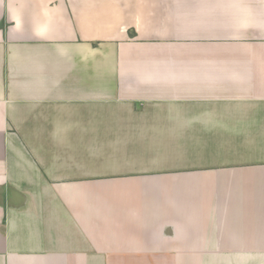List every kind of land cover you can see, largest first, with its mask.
<instances>
[{"label":"crops","instance_id":"0c3cea01","mask_svg":"<svg viewBox=\"0 0 264 264\" xmlns=\"http://www.w3.org/2000/svg\"><path fill=\"white\" fill-rule=\"evenodd\" d=\"M0 264H264V0H0Z\"/></svg>","mask_w":264,"mask_h":264}]
</instances>
